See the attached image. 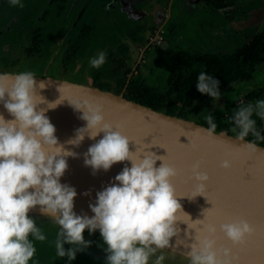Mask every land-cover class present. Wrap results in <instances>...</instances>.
<instances>
[{
	"label": "clouds",
	"instance_id": "clouds-1",
	"mask_svg": "<svg viewBox=\"0 0 264 264\" xmlns=\"http://www.w3.org/2000/svg\"><path fill=\"white\" fill-rule=\"evenodd\" d=\"M7 3L24 7L23 0H7ZM105 60L106 53L100 50L88 63L92 68H99ZM34 77L30 70L11 75L0 72V104L11 117L5 119L0 114V264H29V261L35 264L34 242H43L47 236L42 226H37L27 215L32 209L52 217L57 227L51 243L55 256L66 258L65 264H70L76 252L91 243L82 235L85 229L89 234L99 231L106 245L103 249L106 264H164L166 255L162 250L170 247V239L178 232V217L183 214L189 218L177 201L171 183L176 169L166 162L165 155L146 150L157 145L151 141L134 152L129 151V137L105 120L99 103L87 99L70 103L80 112L79 119L85 124L66 143L79 145L85 134L93 139L102 133L83 153V164L93 174L97 170L107 171L116 162L130 164L112 178L114 182L96 192L95 203L88 205L91 216L76 214L73 211L75 188L61 183L60 178L67 168L65 157H74L77 153L57 142L55 127L45 115L64 99L60 95L45 101L37 93L45 83L37 82ZM218 86L219 81L212 74L205 71L197 74L195 88L200 94L217 98ZM41 103L46 107L39 108ZM253 114L264 121V99L240 105L230 115L237 141L249 135L255 140L264 139ZM204 120L206 134L213 137L217 127L214 116L208 112ZM156 161H160L158 166ZM229 166L228 159L220 162L221 168ZM191 172L195 187L188 198L205 197L207 173L199 170V162L191 166ZM205 219L203 210V219H189L190 223L180 221L187 225L185 234L187 229L195 233L185 253L187 264H232L230 250L216 246V225L205 223ZM219 230L232 245H238L252 228L246 220H238L221 223ZM65 244L70 246L66 249Z\"/></svg>",
	"mask_w": 264,
	"mask_h": 264
},
{
	"label": "water",
	"instance_id": "water-1",
	"mask_svg": "<svg viewBox=\"0 0 264 264\" xmlns=\"http://www.w3.org/2000/svg\"><path fill=\"white\" fill-rule=\"evenodd\" d=\"M261 13L262 10L254 13L245 25L255 24ZM34 79L45 83L43 89H37V93L45 101L55 100L60 95L64 99L56 108L47 110L45 115L55 127L57 142L64 149L77 153L74 157H65L67 168L60 178L61 183L75 188L73 211L76 214L91 216L88 205L95 203L96 192L114 182L112 178L122 167L130 166L128 161L116 162L107 171L97 170L93 174L90 167L83 164V153L102 133L93 139L85 134L79 145L66 143L74 137L75 130L85 124V121L79 119L80 112L75 111L70 103L87 99L102 105L105 120L129 137V151L134 152L150 141L157 144L146 150L165 155L166 162L176 169L171 183L177 201L189 216L181 214L178 217L180 221L190 223L189 219H203L204 210V222L216 225V246L230 250L229 259L232 264H264V146L254 142L249 144L247 142L250 140L245 138L237 141L235 136L226 131L216 132V135L209 137L205 132L207 127L131 101L123 92L115 94L51 77ZM38 107L45 108L46 104L41 103ZM0 114L5 119H11L2 104ZM225 159L230 161V166L226 169L220 167V162ZM196 162H199V170L208 175L204 189L207 199L203 195H196L191 199L187 196L195 187L191 166ZM159 164L160 161H156V166ZM27 215L36 225L43 222L53 224L52 217L41 214L36 209L30 210ZM238 220H246L252 231L243 242L232 245L220 232L219 225ZM180 221L176 222L179 229L170 239V247L162 250L166 255L164 264H187L185 253L189 250L188 245L193 242L195 233L193 229H187L185 234L187 225ZM90 254L106 264L103 249H93Z\"/></svg>",
	"mask_w": 264,
	"mask_h": 264
},
{
	"label": "flooded vegetation",
	"instance_id": "flooded-vegetation-1",
	"mask_svg": "<svg viewBox=\"0 0 264 264\" xmlns=\"http://www.w3.org/2000/svg\"><path fill=\"white\" fill-rule=\"evenodd\" d=\"M201 1L205 9L234 18L230 23L235 24L239 33L247 34L254 30L264 16V0H221L220 9H215L210 0ZM192 2L194 0H23L24 7L20 8L9 5L7 0H0V72L14 74L30 70L36 77H51L79 84H84L81 82L84 78L88 83L84 85L99 89L100 83H111L117 87L112 93L123 92L124 95L131 80L145 82L141 76L134 77V74L144 61L145 51L150 48L156 50L162 40L165 42L162 36L165 26H168V30L176 26L187 31L190 26L192 28L188 24L191 13L195 11ZM259 10H262L260 19L252 26H246L249 18ZM136 15L144 19L145 28L152 30L142 45L136 41L134 43L137 53L142 55L137 63L136 56L132 57L127 46L128 39L118 40L115 32L124 29L125 21L129 25H132L133 18L137 21ZM180 44L185 47L184 42L180 41L174 46L179 47ZM100 50L106 53L103 65L108 67L104 71L100 67L92 68L88 63L89 58ZM178 50L165 51L173 64L172 52ZM181 50L190 54L201 53L198 50ZM70 78H76V81ZM207 97L206 94L202 95V99ZM240 102L232 106L243 103L242 100ZM37 226H42L45 234L51 232L46 235L45 241L34 242L35 264H65L66 258L56 257L54 244L51 243L57 226L45 222ZM82 235L91 243L77 251L70 264H100L90 256L93 242L101 239L100 234H89L84 230ZM69 246L64 245L66 249Z\"/></svg>",
	"mask_w": 264,
	"mask_h": 264
},
{
	"label": "rangeland",
	"instance_id": "rangeland-1",
	"mask_svg": "<svg viewBox=\"0 0 264 264\" xmlns=\"http://www.w3.org/2000/svg\"><path fill=\"white\" fill-rule=\"evenodd\" d=\"M192 4L194 5L195 11L191 13L192 18L188 21L189 26L192 25V28L190 26L189 31L186 29H183V31L182 28L176 26L171 30H168V26H165L164 34L162 35L165 42L162 40L160 43L161 46L156 48V50L150 48L145 51L143 55L144 61L139 64V69L134 74V77L141 76L143 80L145 79L147 85L162 91L166 86L165 82L169 69L173 66L172 59L165 53V51L170 49H183L198 50L201 53H212L215 55H228L233 53L237 47L243 44L249 35L252 36L255 32L264 31V16L256 28L248 32V36H246L247 34L245 32L239 33L236 31L235 24L231 25L230 22L234 19L231 16H225L219 12L205 9L201 0H194ZM135 17L137 21H134L133 18L132 25H129L125 21L123 24L124 29L118 31L115 30V32L118 40L122 38L128 39L126 42L127 46L129 47L132 57L134 58L136 56L135 63H137L142 55L137 53L138 49L134 43L138 42V45H142L145 37L147 38V35L151 34L152 30L149 31L145 28L146 24H144V19L142 20L138 15ZM179 41L184 42L185 47H183L182 44H180L179 47H175L174 44ZM107 67V65H102L100 66V69L101 71H104ZM71 78L70 80L76 81V78ZM81 82L88 84L84 78H82ZM100 84V88L104 90L115 92L117 89L116 84L112 85L111 83L105 82ZM251 92H255L256 94L261 93L260 97L257 99H264V64L255 69L250 82H238L233 84L227 89L221 91L217 98H211L208 96L203 99L202 102H197L194 106L186 110L179 109V107L175 109L176 107H173L168 111L163 110V112L170 113L182 119L194 121L199 125L207 126L204 116L208 112H211L214 117L217 114H225L227 107L230 108L237 102L241 103V100L243 103L240 105L248 103L245 100V97ZM255 100L252 102L254 103ZM253 118L256 119V123L261 120L260 118L255 117V114H253ZM50 232L51 231H47L46 235H49ZM97 241L102 240L99 239ZM97 241L93 242L91 251L93 249L105 248L106 245H104L103 241ZM90 256L96 262L103 264L97 257Z\"/></svg>",
	"mask_w": 264,
	"mask_h": 264
},
{
	"label": "trees",
	"instance_id": "trees-1",
	"mask_svg": "<svg viewBox=\"0 0 264 264\" xmlns=\"http://www.w3.org/2000/svg\"><path fill=\"white\" fill-rule=\"evenodd\" d=\"M209 2L215 9L221 8V0H210ZM172 54L174 64L166 78L164 90H157L145 82L131 80L124 96L156 111H168L173 107L186 110L194 106L195 100L199 99L198 103L203 100L202 94L195 88L197 74L200 71L212 74L219 81L220 92L238 82H250L255 69L264 64V31L248 37L240 47L228 55L190 54L182 50L172 52ZM260 95L261 93L251 92L245 100L252 102ZM238 106L227 107L225 114H217L214 117L217 125L216 132L226 131L229 135L235 136L229 117ZM256 127L264 135V121L259 120ZM245 139L264 146V139L255 140L251 135Z\"/></svg>",
	"mask_w": 264,
	"mask_h": 264
},
{
	"label": "built area",
	"instance_id": "built-area-1",
	"mask_svg": "<svg viewBox=\"0 0 264 264\" xmlns=\"http://www.w3.org/2000/svg\"><path fill=\"white\" fill-rule=\"evenodd\" d=\"M194 102H195V103L199 102V99L195 100Z\"/></svg>",
	"mask_w": 264,
	"mask_h": 264
}]
</instances>
